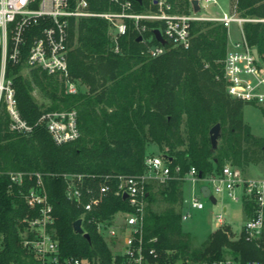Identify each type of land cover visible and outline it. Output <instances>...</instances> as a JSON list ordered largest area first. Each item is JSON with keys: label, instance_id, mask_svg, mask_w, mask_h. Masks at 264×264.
<instances>
[{"label": "trees", "instance_id": "trees-1", "mask_svg": "<svg viewBox=\"0 0 264 264\" xmlns=\"http://www.w3.org/2000/svg\"><path fill=\"white\" fill-rule=\"evenodd\" d=\"M92 13L121 10L113 0H87ZM173 12L189 13L190 0H167ZM139 13L156 10L152 0L133 1ZM241 17L257 22L244 26L248 42L264 53V0H237ZM158 23H149L150 28ZM188 50L168 46L165 54L151 58L132 29L119 39L121 53L113 50L109 22L91 16L72 20L69 39V69L77 84L86 88L68 94L59 78L45 71L24 70V65L7 66L13 79L19 109L34 125L43 113L76 110L81 136L57 145L45 126L31 134L10 132V118L0 113V264H37L22 246L24 219L36 215L24 199L35 184L26 178L23 186L11 184L9 171L40 173L53 204L56 230L63 256H76L108 263L111 251L90 218L111 219L129 212L128 201L115 192L118 175L145 172L151 145L167 155L172 168L180 165L181 177L196 167L203 177L220 172L231 163L246 169L264 163V138L253 135L244 121L246 104L229 96L223 80L222 62L228 48V32L213 22H193ZM148 35H151L149 32ZM28 56V47L25 49ZM1 65V61H0ZM38 88L50 105L40 104L33 95ZM221 125V137L214 151L210 131ZM172 158V160L170 159ZM81 175L84 188L96 193L107 182L111 191L99 208L88 214L85 230L91 243L74 231L82 209L67 195V175ZM182 179L154 181L147 187L145 238L157 249V264L211 263L224 258V249L243 264L264 262V233L257 240L242 234L228 237V227L211 234L201 247L183 230ZM85 201L89 197L84 198ZM229 252V251H228Z\"/></svg>", "mask_w": 264, "mask_h": 264}, {"label": "built area", "instance_id": "built-area-1", "mask_svg": "<svg viewBox=\"0 0 264 264\" xmlns=\"http://www.w3.org/2000/svg\"><path fill=\"white\" fill-rule=\"evenodd\" d=\"M121 5V10L107 13H92L87 0H0V113L6 110L10 118V132L28 135L39 126H45L54 142L64 145L78 140L81 136L76 110L50 111L43 113L37 123L32 125L23 118L19 109L17 92L13 79L7 75V66L24 65L25 71H45L60 79L68 94L79 92L69 69V39L72 20L97 16L106 19L115 53H121L119 39L132 29L138 37L142 36L146 52L151 58L166 53L168 46L188 50L192 43L193 22H213L222 25L228 32V48L222 62L223 80L226 90L233 99L246 105L264 106V53L252 46L245 34L248 22H257L241 17L237 11L221 9L218 0H198L201 11L195 13L192 5L189 13H175L167 0H152L156 10L146 13L136 12L133 0H113ZM219 8L221 11L214 9ZM149 23H158L150 28ZM236 26L239 38L232 35ZM159 29L167 44L159 43L154 30ZM151 35H148V33ZM28 56L25 58V49ZM257 50V55L255 54ZM165 153L148 155L146 170L139 175H118V188L115 194L124 198L127 194L131 208L129 212H118L111 219L92 217L89 223L95 224L98 234L104 238L111 251L108 263L97 259L76 256H63L55 227L56 217L40 173L9 171L11 184L23 186L25 179H35V184L24 193V199L36 215L24 219L27 225L22 233V246L37 264H157V249L145 238V211L147 208V187L154 181L167 183L171 179H182L192 185L190 197L183 198V221L191 218V211L206 210L202 186H208L211 195L218 203L219 195H227L242 205L244 217L241 235L250 240L259 239L264 233V178H249L245 169L227 163L220 172L210 173L200 179L196 167L181 177L180 165L172 168ZM2 173L0 172V175ZM68 198L82 209V227L88 214L99 208L103 198L111 191L107 182L100 186L98 193L93 188H84L81 175H67ZM109 180V181H108ZM89 197L85 201V197ZM208 200V199H207ZM216 203V204H217ZM227 207L216 216L217 224H225ZM1 250V245H0ZM1 252V251H0ZM20 264V263H11ZM196 264H243L232 257H224L211 263ZM245 264H264L263 261L250 260Z\"/></svg>", "mask_w": 264, "mask_h": 264}, {"label": "rangeland", "instance_id": "rangeland-1", "mask_svg": "<svg viewBox=\"0 0 264 264\" xmlns=\"http://www.w3.org/2000/svg\"><path fill=\"white\" fill-rule=\"evenodd\" d=\"M218 2L221 5V9L229 10L231 12L237 11V0H218ZM214 10L221 11L219 8ZM232 35L235 38H239L240 36L236 26L233 27ZM77 85L80 91H86L85 87L80 86L79 84ZM33 95L40 104L47 106L51 104L50 100L45 98L38 88H34ZM244 113V121L252 129L253 135L259 138H264V106L246 105ZM149 153H153L155 155L159 154L160 149L155 145H151ZM244 175L252 179L264 178V163L259 165L252 164L250 167L245 169ZM191 188L192 185L186 182L184 185L185 197H190ZM203 200L206 203V210L191 211V218L183 222L184 232L191 234L193 237V246L195 248L201 247L208 237L219 228L216 216L222 211L223 207H227V212L224 218L226 224L228 225V237L231 240L239 239L244 222L242 205L234 202L227 195H219L218 203L215 205L207 199ZM226 227L227 226L224 225L219 230H223ZM224 252L226 253V257H232L230 250L224 249ZM177 264L182 263L179 262Z\"/></svg>", "mask_w": 264, "mask_h": 264}, {"label": "water", "instance_id": "water-1", "mask_svg": "<svg viewBox=\"0 0 264 264\" xmlns=\"http://www.w3.org/2000/svg\"><path fill=\"white\" fill-rule=\"evenodd\" d=\"M137 3H140L142 4L143 3V0H133ZM190 3L192 5V8H193V11L195 13H198L201 11V8H200V5H199V1L198 0H190ZM154 34L156 36V39L159 43L165 45L167 44L166 40L162 37L161 35V32L159 29L157 30H154ZM143 39L142 36L138 37L137 41L138 42H141ZM255 54L257 55V50H255ZM220 137H221V125L220 124H217L213 127V129H211L210 131V138H211V144H212V148L213 150L215 151L217 148H218V145H219V140H220ZM164 157L166 159H168L169 157L167 155H164ZM172 160V158H170ZM199 176H200V179L203 178V173L200 172L199 173ZM201 192H203V196L204 198L208 199L212 204H216L217 203V199L215 198V196L211 195V190L209 189L208 186H202L201 187ZM128 198V195L125 194L124 195V199H127ZM82 219H78L76 220V222L74 223V231L79 234V235H83L85 237V239L87 241H89L91 243V236L89 233H85L83 227H82Z\"/></svg>", "mask_w": 264, "mask_h": 264}, {"label": "crops", "instance_id": "crops-1", "mask_svg": "<svg viewBox=\"0 0 264 264\" xmlns=\"http://www.w3.org/2000/svg\"><path fill=\"white\" fill-rule=\"evenodd\" d=\"M235 38V37H234ZM236 39V38H235ZM184 197H185V194H184ZM184 208V207H183ZM184 211H185V208L183 209V213H184ZM184 222V221H183ZM227 227H228V225L227 224H225ZM230 227V226H229ZM220 229V227L216 230V231H218ZM215 231V232H216Z\"/></svg>", "mask_w": 264, "mask_h": 264}]
</instances>
